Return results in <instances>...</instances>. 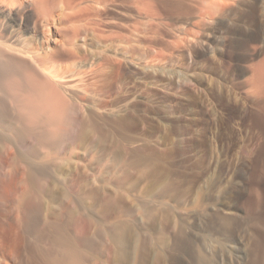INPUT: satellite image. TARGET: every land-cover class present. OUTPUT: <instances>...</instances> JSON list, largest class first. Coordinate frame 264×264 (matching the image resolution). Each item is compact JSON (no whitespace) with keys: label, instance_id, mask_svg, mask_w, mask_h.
<instances>
[{"label":"rangeland","instance_id":"obj_1","mask_svg":"<svg viewBox=\"0 0 264 264\" xmlns=\"http://www.w3.org/2000/svg\"><path fill=\"white\" fill-rule=\"evenodd\" d=\"M173 1L104 0L98 5L97 37L93 27H86L74 40L81 51L75 62L84 64L85 72L70 71L61 78L67 84L83 76L89 80L105 66L112 92L102 98L107 93L92 90L99 78L69 91V96L84 98H78L74 114L88 117L89 112L90 122L99 129L83 144L71 145L69 162H62L64 170L50 185L56 190L54 198L43 199V213L52 219L65 204L76 209L75 196H83L85 206L78 210L94 221L100 218L101 226L122 220L133 227L135 239L128 242L139 245L130 264H264V109L258 104L263 97L251 85V75L264 57V0H219L218 11L209 15L199 13L200 0ZM10 14L14 28L43 40L40 20L34 23L19 8ZM97 98L108 99V106ZM112 110L118 116L115 122L109 117ZM98 138L95 145L92 140ZM30 143L26 138L25 144ZM154 143L156 148L150 149ZM9 144H3L4 157L14 150ZM42 150L41 155L46 153ZM37 161L52 174V160ZM71 179L78 185L68 198L61 188ZM93 190L97 197L89 194ZM119 195L123 197L117 202ZM109 196L113 203L106 201ZM145 206L159 221L142 215ZM162 213L170 219L165 227ZM112 226L109 237L103 236L104 245L93 236L95 224L88 230L92 241L99 240L100 250L103 245L97 264L122 262V252L118 257L119 248L111 239L122 233ZM7 228L0 236V264H17L11 254L14 235ZM161 231L166 248L157 243ZM90 259L86 263L92 264Z\"/></svg>","mask_w":264,"mask_h":264},{"label":"bare ground","instance_id":"obj_2","mask_svg":"<svg viewBox=\"0 0 264 264\" xmlns=\"http://www.w3.org/2000/svg\"><path fill=\"white\" fill-rule=\"evenodd\" d=\"M156 1L163 2V0ZM165 1H167L168 4H174L172 0ZM102 2H104V0H0V91L4 94V97L2 95L0 97V236L1 233L4 232L2 231L4 228L9 227L7 229H11L14 235L13 244L11 246L13 252L11 254L17 264H88L86 262L90 257L92 264H97L100 260H98L99 256H97L100 250L99 243L103 242L104 235V238H106V236H108L107 233H111L110 228L113 225L112 223V225H108V227L105 228L101 226V220L99 221V225L98 220L100 218H96L98 220L94 221L91 215H88V213L84 214L78 210L82 204L85 206L84 197L78 194L75 196L76 209L74 207H69L70 205L66 206L65 204V208L61 212L52 214V219H49L48 214L45 215V213H43L45 208L43 199L46 195H49L50 198H54L56 190H53L50 185L56 181V176L54 175L57 172H61L62 169L64 170L63 164L69 162L68 158L72 156L69 155L72 149L71 145L75 142L83 144V142L90 139L99 129L95 124L90 122L89 112L85 111L88 113V117L84 112L78 115L74 114V109L79 105V103H77L79 101L78 98H84L79 97L80 95L76 96L73 94L69 96V91L75 89L78 85L85 86V84L96 83V78H99L97 82H100L95 84L96 88L94 86L95 89L92 90L96 91V94L107 93L105 97L102 98H107L112 92H110L112 87L110 70H102V68L105 67L103 65L106 63L102 64V68L98 66L100 70L97 75L95 74L96 77H92L93 74L90 73L92 74L90 77L93 79L89 78V76V80L84 79L85 76L81 77V75V78L75 81L72 79L74 82L69 79L71 84L69 81L67 84L65 82L66 79L64 80L61 78V75L66 72H85L83 68L84 64L81 63V65L80 62H75V56L81 51H79L78 45H74L73 43L82 32H85L86 27H93L91 31H97L95 35V37H97V11L98 5ZM218 2L219 0H200L197 2V8L201 11L199 13L201 15H209L211 12L218 11V6H220ZM16 8H19L26 17L29 16L30 19H33L34 23H36L35 20H40L43 23L45 28L39 30V33L42 32L43 40L40 38L31 39V37L26 36L25 31L17 27L14 28L11 25L10 21L12 18L10 16L12 14L10 13ZM3 17L9 18L5 21ZM33 28L37 27L34 26ZM51 43H53V45ZM106 60L105 62H107ZM255 68V72L251 75L253 78V83L251 85H253L257 93H260V96L263 97L262 101L260 100L261 103L258 104H261L260 107L264 109V57L257 63ZM77 77H79V75H77ZM252 80H250V83ZM88 87L91 89L93 86ZM87 92L88 88L84 90V94ZM95 102H97V100ZM98 102L105 106L108 99H98ZM81 103L80 107L82 108L83 106ZM7 104L11 105L10 107L13 108L12 113L11 111L8 112ZM107 108L110 109V107ZM114 112L112 110L109 115L113 122L116 121L113 120L114 116H116ZM91 115L93 116V114ZM119 121H117V123H119ZM71 129L75 130L74 134H72L74 131ZM70 130L73 132L70 133ZM28 137L31 143L25 144L26 138ZM99 138L97 140H92L95 145L99 142ZM5 143H10L9 145L12 144L14 146H12L14 148L13 152L9 151L10 154H6V157L2 154V152H5L3 150V144ZM126 145H128V143H126ZM154 146L155 143L152 147L150 146V149H155L156 147ZM42 148L46 153L41 155L42 152L40 153V151H43ZM163 151H161L160 154L166 155V150ZM39 159H49V161H53L51 168L53 171L52 174L49 168L46 167V164L44 166L37 161ZM19 163L24 164L22 165L24 169L20 166V170L22 169L21 171L18 168ZM74 179H71V181L68 180L66 183L63 182V187H60L61 190L65 192L66 197L70 194V190L75 185H78L75 183ZM81 185L82 184H80V186ZM5 193H9L11 197L8 201H5L6 199L4 200L6 203L1 202L4 197L3 195L6 196ZM91 193L92 198L98 195L96 191H91L89 194ZM118 197L119 198L115 199L117 202L123 196L119 195ZM106 201L108 203H113L114 200L109 196L106 198ZM140 206L137 207L141 208ZM114 207H116V205ZM125 207L126 205H124L122 209L125 210L128 208ZM104 210L105 209H103V211ZM114 211L112 210V212ZM122 211H120V213ZM109 212L110 210L104 214L106 215V219ZM117 212L119 214V211ZM128 214L131 213L129 212ZM163 214L164 213H162V216ZM142 215L150 220L156 219L153 213L148 212L147 207L143 210ZM122 216L124 215H121V217ZM105 217L103 218L102 216L101 219L105 221ZM113 217L115 219L119 217V215H112L111 218ZM167 217L168 218L163 216L161 218L160 216L162 225H164L163 227H165V223L170 222L169 215ZM119 220L117 218V221ZM121 221L118 222L120 225L117 223L113 226L114 229L122 234L118 232L114 233L112 229L114 236L112 234L113 238H111V236L110 238L113 239V245L114 243L116 244L115 248H119L116 250V252L119 250L117 256L119 254L121 255L122 252L121 264H130L133 258L132 254L137 251L135 245L138 243L135 244V242L132 241L134 246H130L129 242L135 239V237H133L135 234L133 230H131L133 227ZM94 224L96 225L94 233L97 235L93 233V236H95V238H97V236L101 238L99 239L101 241L98 243L97 241L99 240H95L96 242L92 241L94 238L88 236V230L91 229L90 226H94ZM159 224H161V222ZM102 225L106 224L102 223ZM163 227L161 229L164 232L165 228ZM110 233L109 235H111ZM120 236L124 238L122 237L121 239ZM110 238H108L109 241ZM157 243H162L163 247L166 248L165 236L162 234V231L160 232ZM105 244L107 245L108 242ZM103 245L101 246L102 248ZM108 246H106V249H108ZM85 247L92 249V251L94 250L95 253H92L95 255H91L92 253L90 254V252H85L86 250L83 251L82 248ZM102 248L100 251H102ZM120 255L118 257H120ZM156 258L161 260V254L157 255ZM109 259L108 261L111 262ZM115 263L117 264V262ZM118 264H120V262Z\"/></svg>","mask_w":264,"mask_h":264}]
</instances>
